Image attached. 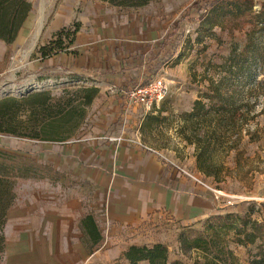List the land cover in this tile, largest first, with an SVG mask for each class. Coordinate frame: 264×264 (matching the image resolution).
<instances>
[{"label": "crops", "instance_id": "0c3cea01", "mask_svg": "<svg viewBox=\"0 0 264 264\" xmlns=\"http://www.w3.org/2000/svg\"><path fill=\"white\" fill-rule=\"evenodd\" d=\"M193 1L155 0L141 8L120 9L102 0H63L56 8L48 23L49 39L74 22L79 30L67 51L49 58L51 72L93 81L100 91L76 136L59 143L39 141L46 143L48 163L57 169L67 165L76 169L75 181L42 179L24 184L7 212L0 264H96L107 240L128 242L123 251L132 244L163 242L142 241L161 235L165 227L180 231L195 226L228 207L174 171L172 165L185 164L175 150L154 148L146 141L147 130L161 128L160 121L143 130L146 116H163L161 106L149 110L129 104L125 95L129 87L164 77L171 84L169 94L182 92L181 109H192L199 91L186 90L184 80L173 85L169 75L183 64L180 59L168 65L175 35L164 47L162 41ZM4 54L3 48L2 58ZM178 56L175 51L171 58ZM116 136L123 140H114ZM188 148L192 150L188 163L196 167L194 147ZM88 214L101 229L97 244L83 228Z\"/></svg>", "mask_w": 264, "mask_h": 264}, {"label": "rangeland", "instance_id": "374dc122", "mask_svg": "<svg viewBox=\"0 0 264 264\" xmlns=\"http://www.w3.org/2000/svg\"><path fill=\"white\" fill-rule=\"evenodd\" d=\"M29 1L32 3L30 17L15 41L11 44L0 41V93L6 91L10 92V96H18L19 92L31 87L41 90L50 89L55 94L60 93L68 84V78L62 76V71L51 72L54 68L49 62L51 57L43 58L37 51L41 45L50 40L48 23L63 0ZM253 1L252 10L260 11L264 0ZM223 4L214 12L194 10L182 23L170 43L171 49L181 54L183 63L182 66L179 65L169 71L171 80H174L173 85L177 86L184 80L186 90L196 89L201 95L202 92L208 91L211 79L219 80L223 76H228L231 66L239 76L228 78V84H233L231 89L238 90L234 99L237 109L236 121L233 124L226 122L222 125L218 139L210 138L208 142L206 141L212 152L211 170L216 176H208L199 170L197 164L195 167L188 163L192 150L186 148L193 146L195 152L196 145L185 141L180 132V126L183 124L182 113L185 112L181 109L185 106L181 91L176 93L177 96L168 94L167 99L159 104L165 111L160 122L161 128L147 130L145 137L148 144L154 148L160 146L175 150L181 161L185 163L182 165L197 170L206 181L226 192L229 196L222 198L221 202L231 201V203L227 204L228 207L221 214H233L232 220L238 227L241 225L240 216L245 215H249L251 220L264 224V85L258 84V80L264 78V30L259 29L261 24L254 22L250 12L241 13L226 6V3ZM49 10H52V13L48 17ZM247 44L248 54L242 55ZM3 48L5 54L2 58ZM172 55L167 56L168 65L176 60L171 58ZM240 71L250 72L251 78H244ZM254 75L258 76L256 80L252 78ZM36 83L38 85H35ZM88 84L92 85L91 82ZM167 85L170 88L169 82ZM12 88L17 90H11ZM251 91L256 96H250ZM248 107L251 110H248ZM221 120L222 123L225 121L224 118ZM199 131V135L205 140L203 130ZM0 147L25 154L43 163L49 162L46 158V143L33 139L0 133ZM60 169H57L62 173L59 181L72 184L71 181H75L72 171L76 169L72 165H67L64 170ZM30 180L34 179L18 180L15 187L16 201L19 194L23 193L24 184ZM205 227V219L195 225L199 230ZM248 229L251 230L250 224ZM180 231L165 227L161 229V235L148 237L142 242L163 241L169 247L170 260L181 259L187 264H192L198 252L181 250L178 240ZM256 233L259 235L256 242L248 246L235 241L234 230L231 229L228 233L229 245L241 264H248L249 251L254 254L259 252L261 247L264 248V230H256ZM108 234L109 232H105V237L108 238ZM127 244L128 242L112 243L107 240L100 249L96 264L97 262L115 264ZM3 254L4 251L0 253V260Z\"/></svg>", "mask_w": 264, "mask_h": 264}, {"label": "trees", "instance_id": "16d2710c", "mask_svg": "<svg viewBox=\"0 0 264 264\" xmlns=\"http://www.w3.org/2000/svg\"><path fill=\"white\" fill-rule=\"evenodd\" d=\"M102 1L120 9H130L144 7L155 0ZM223 3L241 13L250 12L254 22L261 24L259 29L264 30V2L261 10L255 12L252 10L253 0H194L185 8L172 32L163 39L162 46L168 44L170 38L180 30L182 23L194 10L214 12L221 8ZM31 10L32 3L29 0H0V39L7 44L14 42ZM78 30L79 23L74 22L72 26L55 33L46 44L39 47L37 52L46 58L67 51L75 40ZM246 54H248V44L242 55ZM180 59L181 54L176 60ZM240 72L244 78H251L250 72ZM236 77H239L237 71L231 66L228 76H223L219 80L211 79L208 91L199 95L191 110L182 113L183 124L180 126V132L185 141L196 145L197 167L208 176L216 175L211 170L212 152L206 141L208 142L210 138L218 139L221 126L226 122L233 124L236 121L237 109L234 99L238 90L231 89L232 83L228 84V78ZM252 78L256 80L258 76L254 75ZM67 81L68 84L60 93L55 94L50 89H40L23 96H8L0 99V133L55 143L64 142L76 136L85 123L89 107L98 96L100 89L93 84V81H84L74 76ZM258 84L264 85V78L258 80ZM252 91L249 95L256 96ZM163 110L161 109V112ZM248 110L251 109L248 107ZM146 118L147 121L142 126L143 130L154 122H160L163 117L148 114ZM221 118L225 120L223 123ZM201 129L205 134V140L199 135ZM61 176L62 173L50 163H43L25 154L0 147V253L5 248L4 226L7 221V212L16 201L15 187L18 180L59 181ZM233 217L231 213L226 215L215 213L205 219L206 227L203 230L196 229L195 226H186L181 229L178 234L181 250L198 252L192 264H241L229 245L228 233L231 229L234 230L235 241L248 246L256 242L259 236L256 230H264V227L256 226H264V224L251 220L249 215H245L240 216L241 225L238 227L233 222ZM82 223L91 243L97 244L102 239V235L94 215H86ZM249 224L251 230L248 229ZM249 253L248 264H264L263 247L257 253L253 254L251 251ZM115 264L187 263L181 259L170 260L168 245L164 242H155L128 246Z\"/></svg>", "mask_w": 264, "mask_h": 264}, {"label": "built area", "instance_id": "2783aa9c", "mask_svg": "<svg viewBox=\"0 0 264 264\" xmlns=\"http://www.w3.org/2000/svg\"><path fill=\"white\" fill-rule=\"evenodd\" d=\"M168 94L169 88L164 77L151 78L143 83H139L125 90V95L129 104H141L149 110L153 109V107L166 100ZM113 139L116 141L123 140L121 136L113 137ZM139 143L142 146L149 148L141 141ZM172 168L177 172L179 176L187 177L196 185L210 191L218 200L222 201V198H227L229 196L223 190L213 186L208 181H206L202 177V175L197 172V170L190 169L188 166L182 164H174L172 165ZM226 203L229 204L231 203V201H226Z\"/></svg>", "mask_w": 264, "mask_h": 264}, {"label": "water", "instance_id": "95a60500", "mask_svg": "<svg viewBox=\"0 0 264 264\" xmlns=\"http://www.w3.org/2000/svg\"><path fill=\"white\" fill-rule=\"evenodd\" d=\"M38 90H40V89H34L33 87H31V88H29L28 90H26L24 92L23 91L19 92L18 96H23L25 94L31 93L33 91H38ZM8 96H10V92L3 91L2 93H0V99L8 97Z\"/></svg>", "mask_w": 264, "mask_h": 264}, {"label": "bare ground", "instance_id": "6f19581e", "mask_svg": "<svg viewBox=\"0 0 264 264\" xmlns=\"http://www.w3.org/2000/svg\"><path fill=\"white\" fill-rule=\"evenodd\" d=\"M35 85H38V84L36 83ZM11 90H15V91H16L17 89H13V88H12ZM5 92H6V91H5Z\"/></svg>", "mask_w": 264, "mask_h": 264}]
</instances>
